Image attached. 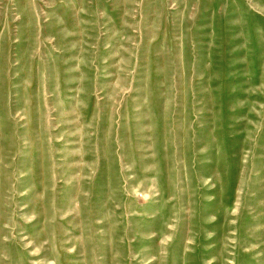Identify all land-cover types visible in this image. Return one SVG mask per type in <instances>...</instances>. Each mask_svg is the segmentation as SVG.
<instances>
[{
    "label": "rangeland",
    "instance_id": "obj_1",
    "mask_svg": "<svg viewBox=\"0 0 264 264\" xmlns=\"http://www.w3.org/2000/svg\"><path fill=\"white\" fill-rule=\"evenodd\" d=\"M0 264H264V0H0Z\"/></svg>",
    "mask_w": 264,
    "mask_h": 264
}]
</instances>
